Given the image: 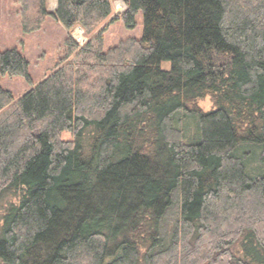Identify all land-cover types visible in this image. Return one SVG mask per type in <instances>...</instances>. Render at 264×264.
<instances>
[{
	"label": "trees",
	"instance_id": "obj_1",
	"mask_svg": "<svg viewBox=\"0 0 264 264\" xmlns=\"http://www.w3.org/2000/svg\"><path fill=\"white\" fill-rule=\"evenodd\" d=\"M48 1L15 3L23 34H68L54 69L0 51L29 86L0 87V264H264V0Z\"/></svg>",
	"mask_w": 264,
	"mask_h": 264
},
{
	"label": "rangeland",
	"instance_id": "obj_2",
	"mask_svg": "<svg viewBox=\"0 0 264 264\" xmlns=\"http://www.w3.org/2000/svg\"><path fill=\"white\" fill-rule=\"evenodd\" d=\"M48 9L52 10L51 6ZM125 10L123 1L118 0L112 2L113 14H121ZM19 17L17 15V5L15 0H0V51L17 49L19 53L29 63V75L34 83H38L44 75L52 71L57 63L59 57L64 52V40L67 37L66 31L53 19L48 18L42 29L34 34L25 35L22 33ZM136 25L134 29H127L124 27L122 21H115L109 25L104 34L103 51L112 49L126 39L139 40L142 36L143 20L142 15H137L135 19ZM74 28L70 37L80 47L83 46L88 38L87 35L81 32V40L79 42L74 38ZM164 70L169 69L168 63H163ZM0 87L9 91L15 99L20 98L28 91L29 86L21 77H3L0 79ZM198 107L204 111L209 112L213 109L211 99L206 98L198 102ZM189 134L187 143H196L198 141V130L194 118L189 119ZM190 123L192 126L190 127ZM64 140L70 138L69 134H62ZM259 151L254 158V167H258ZM236 256L241 257L242 249L237 246L234 250Z\"/></svg>",
	"mask_w": 264,
	"mask_h": 264
},
{
	"label": "built area",
	"instance_id": "obj_3",
	"mask_svg": "<svg viewBox=\"0 0 264 264\" xmlns=\"http://www.w3.org/2000/svg\"><path fill=\"white\" fill-rule=\"evenodd\" d=\"M81 32H83L80 28H77L75 31H74V38L76 39L77 42H79L81 40Z\"/></svg>",
	"mask_w": 264,
	"mask_h": 264
},
{
	"label": "crops",
	"instance_id": "obj_4",
	"mask_svg": "<svg viewBox=\"0 0 264 264\" xmlns=\"http://www.w3.org/2000/svg\"><path fill=\"white\" fill-rule=\"evenodd\" d=\"M47 5H49V7L51 6V8H53L52 10L48 9L50 12H53L56 8V1L55 0H49L47 2Z\"/></svg>",
	"mask_w": 264,
	"mask_h": 264
},
{
	"label": "water",
	"instance_id": "obj_5",
	"mask_svg": "<svg viewBox=\"0 0 264 264\" xmlns=\"http://www.w3.org/2000/svg\"><path fill=\"white\" fill-rule=\"evenodd\" d=\"M124 3L126 2V0L123 1Z\"/></svg>",
	"mask_w": 264,
	"mask_h": 264
}]
</instances>
